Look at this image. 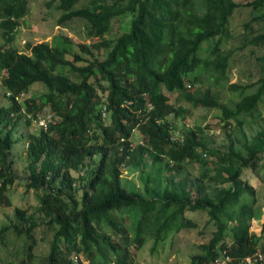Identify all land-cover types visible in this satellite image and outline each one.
<instances>
[{
  "label": "trees",
  "instance_id": "1",
  "mask_svg": "<svg viewBox=\"0 0 264 264\" xmlns=\"http://www.w3.org/2000/svg\"><path fill=\"white\" fill-rule=\"evenodd\" d=\"M57 1L59 24L84 19L88 36L99 39L91 47L80 44L81 52L90 56L92 48L103 47L106 54L84 58L73 53L69 59L65 44L48 42L18 51L8 44L28 0H0V30L5 32L0 84L10 100L0 106V206L10 205L7 191L16 178L12 156L19 141L28 158L25 184L36 191L39 212L36 217L16 207L15 217L26 226H0L4 246L11 228L26 236L22 257L10 264H36L33 229L41 223L53 231L41 264H128L147 241L155 249L171 232L197 226L186 216L195 211H205L214 230L190 264H217L225 256L227 264H245L248 255H264V222L261 243L250 230L256 192L241 178L244 168L258 165L264 132L238 147L229 143L224 151L209 147L201 126L176 129L170 115L179 117L187 110L170 103L164 92H176L192 106L220 110L224 127L254 113L264 95V76L251 92L250 85L229 84L240 94L232 106L209 89L193 93L188 88L206 79L215 85L227 80L230 59L219 45L238 2L88 0L77 6L80 0ZM253 7L263 8L264 0H254ZM128 14V29L114 40L105 39L112 20ZM212 39L210 57L200 56L202 45ZM251 41L262 44L264 31ZM37 84L45 90L22 99ZM43 109L46 121L40 124ZM23 114L39 127L24 141L14 136ZM135 129L143 142L131 145ZM147 156L151 163L141 174L143 191L124 186L123 167L146 169ZM193 163L202 167L200 176L210 179V187L177 178Z\"/></svg>",
  "mask_w": 264,
  "mask_h": 264
},
{
  "label": "rangeland",
  "instance_id": "2",
  "mask_svg": "<svg viewBox=\"0 0 264 264\" xmlns=\"http://www.w3.org/2000/svg\"><path fill=\"white\" fill-rule=\"evenodd\" d=\"M88 0H80L77 6L86 3ZM239 6L234 10L227 25V34L221 38L219 50L229 55V67L227 80L225 83L213 84L208 79L197 85L188 86L193 93L204 92L209 89L211 93L217 95L221 100L226 101L232 106L234 101L239 99V90L230 89L229 84L239 86L250 85L247 91H254L259 85V78L264 76V41L256 45L251 40L264 31V19L259 16L264 13L263 8H254V0H235ZM57 0H28L27 11L20 18L19 26L15 29L14 40L8 44L18 51L27 52V44L38 42H48L49 44L64 45L70 51L69 59L73 53H80L84 58H103L106 50L103 47L92 48V55L82 53L79 45L96 43L99 39L89 37L87 34L88 23L81 18H73L64 24H59L58 19L61 10L57 8ZM132 16L130 14L117 17L112 20L111 29L104 35L107 40H114L122 32L126 31L130 25ZM5 32L0 30V45L4 43ZM215 39L209 40L201 47L200 56L210 57L209 49ZM65 72L68 71L65 69ZM1 79V77H0ZM45 90L43 85L37 84L23 95L24 97L34 96ZM4 89L0 84V106H8L10 100L3 96ZM164 92L169 96L170 103L175 106H182L187 111L185 115L170 118L177 126V130H188L201 126L203 137L209 147L226 150L227 145L238 147L239 142L248 141L259 132H264V95L258 103L251 116L242 115L238 122L232 121L231 126L224 127L221 122V112L216 108H206L202 106H192L180 98L176 92ZM47 109L40 111V118L44 117ZM38 123L31 121L28 123L27 117L23 114L16 125L14 136H21L22 141L28 134L37 133ZM178 131H175L176 134ZM131 145H138L143 142V136L138 129L133 131L130 139ZM13 151L14 171L16 178L8 188L7 195L10 205L0 206V226L17 224V229L26 226L23 220H18L14 215L16 207L22 208L26 214L39 216L37 211L38 200L36 191L26 187V169L28 158L25 146L19 141L16 142ZM258 165L254 168H244L242 179L249 182L256 192V216L251 220L250 230L258 236V242L263 241L261 234V224L264 222V153ZM213 158V157H212ZM147 166L144 167H123V184L127 188H133L140 192L143 191L141 174L150 168L151 157H146ZM143 170V171H142ZM202 167L193 163V167H185L179 179L187 178L190 182H197L201 186L210 187L207 183L208 178H202L200 171ZM213 171L210 172L212 174ZM176 178V179H177ZM191 186V185H190ZM191 221H195L197 226L180 229L178 232H171L168 237L160 241L155 249H152V241H147L133 255V259L128 264H190L191 256L201 252V245L209 241L214 230L212 222H208V214L205 211L188 212L186 214ZM44 223L39 224L33 229L34 243L33 254L36 264H41L48 253L50 242L53 238V231L47 229ZM6 246L0 243V264H10L12 258L22 257L24 252L25 234H16L12 228L5 233ZM226 241H230L227 236ZM17 252V256L11 252Z\"/></svg>",
  "mask_w": 264,
  "mask_h": 264
},
{
  "label": "built area",
  "instance_id": "3",
  "mask_svg": "<svg viewBox=\"0 0 264 264\" xmlns=\"http://www.w3.org/2000/svg\"><path fill=\"white\" fill-rule=\"evenodd\" d=\"M46 118H40L39 123L40 124H45ZM230 260L229 256H225L223 259L217 258L215 262L217 264H227L228 261ZM243 262L245 264H264V255L260 252L257 251L253 255H248L244 257Z\"/></svg>",
  "mask_w": 264,
  "mask_h": 264
}]
</instances>
